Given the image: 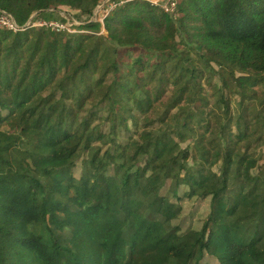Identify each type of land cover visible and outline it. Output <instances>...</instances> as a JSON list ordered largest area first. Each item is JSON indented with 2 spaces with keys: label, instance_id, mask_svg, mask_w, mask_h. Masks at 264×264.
Here are the masks:
<instances>
[{
  "label": "trees",
  "instance_id": "obj_1",
  "mask_svg": "<svg viewBox=\"0 0 264 264\" xmlns=\"http://www.w3.org/2000/svg\"><path fill=\"white\" fill-rule=\"evenodd\" d=\"M101 1L0 0L19 27L34 13L64 24L51 8L69 7L92 33L0 25V264H264V173L240 144L264 135L251 114L217 125L201 82L217 66L227 110L264 90V0H176L174 14L113 0L106 36L90 22ZM109 76L117 99L95 100ZM104 103L107 134L93 126ZM184 197L210 201L199 230L174 224Z\"/></svg>",
  "mask_w": 264,
  "mask_h": 264
},
{
  "label": "rangeland",
  "instance_id": "obj_2",
  "mask_svg": "<svg viewBox=\"0 0 264 264\" xmlns=\"http://www.w3.org/2000/svg\"><path fill=\"white\" fill-rule=\"evenodd\" d=\"M105 1L106 0H103L102 3ZM114 1L117 2L116 0ZM154 1L159 2V3H164L166 0H154ZM51 10H56L54 14H56V12H59L62 17L68 19L69 20L68 26L73 24L74 19L79 20L82 17L76 10H74L73 8H69V7H58V8L55 7V8H51ZM54 14H51V15H53L52 17H55V20H56L57 16ZM33 15H35V13ZM95 33L97 32L95 31ZM62 34L67 36V33H62ZM88 34L92 35V33H88ZM106 34L107 33L105 31L101 35L106 36ZM181 38L182 36H178L176 38V41L179 42ZM178 48L181 50V46H179ZM213 67L216 70V72L205 68L204 64H201V69L206 73L201 82L205 89V96L207 98V103L211 107H213L216 111L215 123H217V125L226 124V123H231L232 120H234V124H235V118L238 115L251 114L250 118L245 119L246 121H248L249 127L260 129L259 131L260 134L264 135V90L261 88H256L255 90L256 95L254 96L249 95V97L245 100L241 99L240 95L225 97L224 100L227 101L229 104V109L227 110L225 108V105L220 100L221 98L220 93H222V89H223L224 94L227 95L228 90H225V88H223L222 86V83L217 75V72H218L217 66L213 65ZM111 80H112V76H109L108 79L105 81L106 83H104L105 85L102 87L100 91V97L96 98L95 100H99L101 99L102 96H105L107 94L111 96L112 100L117 99L115 94L112 91H108L106 88V85H108ZM169 91L170 90H168V92L165 94L162 100L158 103L157 107L159 108V111H163L164 103L167 101V98L170 95ZM96 103L97 101H95V104ZM118 105L119 104H117L116 102L115 103L111 102L109 106L111 108H117ZM90 106L92 107L91 103L88 104L86 109H88ZM107 107H108L107 104L104 103L101 106L102 109H99V110L95 109L98 113V116H97L98 118L96 119V122L94 123L93 126L101 125L100 128H97V130H95V132L107 134L110 131V129L111 130L113 129L115 131L116 126L114 127L112 123L106 121ZM175 112L176 110H173V113ZM253 114L258 117L256 121L252 120L251 118ZM117 123L118 122L116 119L115 124L117 125ZM130 131L131 133L134 131L133 126H131ZM196 131L199 136L205 138L204 140L205 149L214 147L217 144L216 141L212 140L213 139L212 137L208 136V133L205 131L204 125L197 127ZM248 132H249V128L242 129L240 134H236V137L240 140L246 137L248 135ZM126 136L127 135H125L124 133H120L118 134L117 139L119 142H122ZM193 141L194 140L191 139V140H187L184 143L180 144V148L186 151L185 156L182 161L185 169H187L188 167H191L193 164L192 156H193L194 148H195ZM250 142H252V148L248 145V142H246L245 140L240 141V144H241L243 151L245 149H248L249 154L250 155L253 154L258 160V166L252 172L253 174L264 173V145L258 143V146H256L254 139H252ZM217 167L218 168H215V171L219 169V166ZM79 172H80V165L78 164L76 168V173H75L77 177L79 176ZM48 183L52 190H56V185L54 184L51 178H48ZM169 184L170 183L168 182L167 187L169 186ZM183 191L184 189H180L179 193L181 194L183 193ZM162 193L168 194L166 189H164ZM180 204L182 205V213L180 214L178 219L174 221V224L179 225L182 230L201 229L206 218L208 217V214L210 213V201L208 199L203 200L197 197L196 198L194 197L191 199L189 198L186 199L184 197L180 201ZM210 263L218 264L215 260H212L211 262L209 260V264Z\"/></svg>",
  "mask_w": 264,
  "mask_h": 264
},
{
  "label": "built area",
  "instance_id": "obj_3",
  "mask_svg": "<svg viewBox=\"0 0 264 264\" xmlns=\"http://www.w3.org/2000/svg\"><path fill=\"white\" fill-rule=\"evenodd\" d=\"M103 1V0H102ZM102 1L98 4L96 9L93 12V16L90 19V22H99L101 24V33L105 32L104 29V20L106 17H108L111 12L116 8L117 4L113 0H106L102 3ZM129 1V0H128ZM152 4L160 5L162 9L167 12L174 14L176 10V1L175 0H166L164 3H159L154 0H151ZM120 2L119 4H122ZM33 16L32 20L27 22L24 27H19L15 20L7 13L1 11L0 13V25L6 27L8 30H11L13 32L22 31L25 29V27L30 28H52L53 30L61 33H89L85 29H82L81 26L84 24L83 22L79 20H73V24L68 26L69 20L66 19V22L64 24L57 22V21H45V20H34ZM75 27V28H74Z\"/></svg>",
  "mask_w": 264,
  "mask_h": 264
},
{
  "label": "water",
  "instance_id": "obj_4",
  "mask_svg": "<svg viewBox=\"0 0 264 264\" xmlns=\"http://www.w3.org/2000/svg\"><path fill=\"white\" fill-rule=\"evenodd\" d=\"M33 16H34V15H32V16L29 18V20H28L27 22L31 21V20H32V18H33Z\"/></svg>",
  "mask_w": 264,
  "mask_h": 264
}]
</instances>
